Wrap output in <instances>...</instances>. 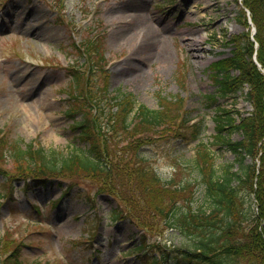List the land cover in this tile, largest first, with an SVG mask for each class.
<instances>
[{
  "label": "rangeland",
  "instance_id": "374dc122",
  "mask_svg": "<svg viewBox=\"0 0 264 264\" xmlns=\"http://www.w3.org/2000/svg\"><path fill=\"white\" fill-rule=\"evenodd\" d=\"M241 24L237 0H0V131L8 142L2 144L0 160V237L10 229L14 237L13 242L7 239L3 255L17 248L24 264H141L135 249L140 241L161 242L170 250L182 245L177 232L164 233L161 226L156 231L153 209L134 217V209L129 214L119 200L98 194V183L82 175H61L53 183L23 190L30 172L19 168L10 146L19 140L22 148L34 143L65 153L86 147L76 140L78 131L66 115L73 105L71 69L88 68L74 44L103 31L99 52L108 82L100 71L91 81L108 83L110 98L125 92L149 109L160 108L163 98L182 97L186 116L204 125L201 140L215 154V168L235 163V155L214 142L216 112L226 109L238 123L253 108L242 92L222 96L212 68L230 50L223 40L244 31ZM197 36L203 37L200 45L194 44ZM213 95L220 98L214 101ZM228 136L242 139L239 131ZM198 144L162 139L141 154L163 178H174L176 184L195 182L186 165L195 158ZM78 181L80 192L76 187L54 204L62 189ZM123 184L127 190L133 185L126 177ZM194 192L189 204L199 208L205 201L201 182ZM117 207L129 216L115 217ZM89 229L93 236L85 242ZM141 229H146L142 236ZM152 256L155 251L148 252ZM164 264L179 263L171 258Z\"/></svg>",
  "mask_w": 264,
  "mask_h": 264
},
{
  "label": "trees",
  "instance_id": "16d2710c",
  "mask_svg": "<svg viewBox=\"0 0 264 264\" xmlns=\"http://www.w3.org/2000/svg\"><path fill=\"white\" fill-rule=\"evenodd\" d=\"M242 3L243 23L247 25V8L257 28V59L264 68V0H242ZM91 41L85 50L89 55L90 51L100 54L99 43ZM231 42L230 56L213 65L215 80L220 86L218 91L226 96L244 92L248 87L246 97L254 110L249 116L241 117L238 124L230 111L218 110L217 133L213 139L235 155V163L215 168V154L201 140L203 123L187 126L182 118L172 129L174 118L167 107L156 111L144 106L136 109L134 97L123 94L122 98H113L111 107L115 110L109 116L105 109L95 104L101 93L93 90L91 77L71 69L73 90L78 95L73 109L83 114L76 125L79 138L86 147L79 146L65 153L35 148L32 144L22 148L18 141L10 147L19 168L29 171L33 181L42 183L61 175L72 178L82 175L97 182L99 192L121 200L131 211L134 209L135 214L144 217L145 208L153 209V216L157 217L153 218L155 227L164 222L183 238L177 256L181 264H264V74L252 60L254 43L247 34L234 37ZM231 70L238 74L232 75ZM164 125L170 128L173 137L199 141L196 156L188 163L190 173L205 190V201L199 208L189 204L195 197L196 183L191 180L176 184L174 179H163L147 167L146 160L139 155V148L145 141H151L153 134L162 132ZM229 131H239L242 139H230ZM125 140L128 141L123 142ZM4 143L8 144L3 137L0 139V156ZM126 150L132 154L124 156ZM249 159H259L258 172L256 163ZM133 162L137 165L132 166ZM123 177L133 184L128 190L120 182ZM80 184L78 181L77 185ZM253 194L257 200L254 207L249 205ZM153 248L158 249L160 255L148 264H157L170 256L162 247ZM15 252L13 249L3 264H24Z\"/></svg>",
  "mask_w": 264,
  "mask_h": 264
},
{
  "label": "bare ground",
  "instance_id": "6f19581e",
  "mask_svg": "<svg viewBox=\"0 0 264 264\" xmlns=\"http://www.w3.org/2000/svg\"><path fill=\"white\" fill-rule=\"evenodd\" d=\"M203 40V37L202 36H197L195 39H194V44H197V45H200V43H201V41ZM128 72L130 71V72H132L133 71V69H131V68H127L126 69ZM128 76V75H127ZM30 83L32 84V83H34V82H32V79H30ZM29 83V84H30ZM28 85V84H27ZM28 86H31V85H28ZM24 110L26 111V114L28 115V116H30V113H31V108H30V106H27V107H25L24 108Z\"/></svg>",
  "mask_w": 264,
  "mask_h": 264
}]
</instances>
